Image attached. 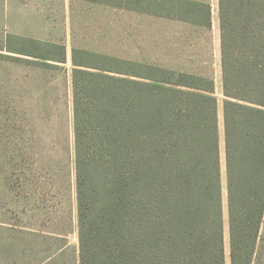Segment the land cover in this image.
<instances>
[{
  "label": "trees",
  "instance_id": "obj_1",
  "mask_svg": "<svg viewBox=\"0 0 264 264\" xmlns=\"http://www.w3.org/2000/svg\"><path fill=\"white\" fill-rule=\"evenodd\" d=\"M79 1L211 28L208 0ZM217 1L222 136L211 78L81 49L71 52L72 156L65 140L54 143L60 153L33 152L40 140L27 126L30 113L0 92V233L9 234L10 264L19 259L9 240H65L60 226L47 232L24 220L43 213L46 183L55 189L52 208L61 204L54 201L63 181L69 190L70 157L78 246L64 264H226L223 174L229 262L259 264L264 0ZM0 51L8 54L1 63L33 70L66 63L59 43L9 36ZM66 252L62 243L38 264H63Z\"/></svg>",
  "mask_w": 264,
  "mask_h": 264
},
{
  "label": "rangeland",
  "instance_id": "obj_2",
  "mask_svg": "<svg viewBox=\"0 0 264 264\" xmlns=\"http://www.w3.org/2000/svg\"><path fill=\"white\" fill-rule=\"evenodd\" d=\"M208 1L211 5L209 30L79 0H0V48L5 45L9 36L59 43L66 48V63L58 70H33L0 62V92L15 94L14 103L21 111L27 110L30 113L27 126L31 136L40 140L32 151L60 153V145L53 147L54 143L65 140L68 147L65 146L69 148L72 156L73 49L118 57L135 63L184 70L211 78L214 82V96L218 101V121L222 136L223 97L218 1ZM11 41V47L17 48L16 43ZM0 55L8 54L0 51ZM70 158L67 169L69 190L66 192L63 181L62 196L54 201H60L61 204L52 208L54 203L49 195H53L55 189L46 183L43 189L47 192L48 204L40 210L43 213L38 210L30 212L32 214L28 212L31 218L24 220L29 223L30 228L38 229L40 224L44 225L47 232H54L55 226H60V233L65 235V240L60 244L53 241L40 244L42 240L34 238L23 242L20 238L9 240L16 246L14 256L19 259L18 264H38L62 243L68 251L61 259L64 264L69 255H72V251L77 250L74 168L72 157ZM55 180L59 183L58 178ZM222 203L226 264H230L224 174ZM8 236V233H0V264H10L8 261L11 255L8 257L3 249ZM261 237L258 257L259 264H264V222Z\"/></svg>",
  "mask_w": 264,
  "mask_h": 264
},
{
  "label": "crops",
  "instance_id": "obj_3",
  "mask_svg": "<svg viewBox=\"0 0 264 264\" xmlns=\"http://www.w3.org/2000/svg\"><path fill=\"white\" fill-rule=\"evenodd\" d=\"M115 58H118V57H115ZM118 59H122V58H118ZM123 60H125V59H123Z\"/></svg>",
  "mask_w": 264,
  "mask_h": 264
}]
</instances>
